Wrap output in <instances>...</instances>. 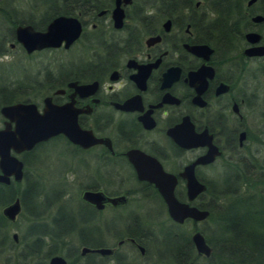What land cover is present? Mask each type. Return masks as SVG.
Instances as JSON below:
<instances>
[{
	"label": "flooded vegetation",
	"instance_id": "flooded-vegetation-1",
	"mask_svg": "<svg viewBox=\"0 0 264 264\" xmlns=\"http://www.w3.org/2000/svg\"><path fill=\"white\" fill-rule=\"evenodd\" d=\"M63 5V14L79 20V35L66 47L33 51L74 53L30 86L38 100L16 101L32 102L38 111L46 98L64 105L81 129L100 140L84 146L56 133L16 152L22 173L0 181V218L13 224L25 203L27 227L47 229L50 236L47 241H18L16 231L12 241L0 236V264H214L204 235L207 255L197 251L191 235L198 222L212 228L213 205L228 209V201L217 198L226 178L253 181V190L232 193L246 199V217L251 216L245 222L254 241H264V139L259 125L251 128L256 115L264 116L259 105L264 53H246L264 46V0L121 1L118 26L114 0ZM3 120L0 114V127ZM55 138L67 146L70 162L63 169L77 171L80 189L56 184L33 190L32 182L21 193L5 191L3 185L26 179L24 155ZM181 139L192 144L182 146ZM213 146L218 151L213 158L193 167L204 189L187 199L180 172ZM146 162L174 176L176 199L207 215L173 220L155 184L137 173L135 163L144 170ZM218 163L221 172L211 173ZM85 190L98 191L100 198L85 199ZM15 200L18 211L10 219L3 208ZM41 213L49 222L38 218ZM186 225L190 229L181 231Z\"/></svg>",
	"mask_w": 264,
	"mask_h": 264
},
{
	"label": "water",
	"instance_id": "water-1",
	"mask_svg": "<svg viewBox=\"0 0 264 264\" xmlns=\"http://www.w3.org/2000/svg\"><path fill=\"white\" fill-rule=\"evenodd\" d=\"M121 1L129 0H114L112 18L117 26L120 25L122 18V10L119 6ZM79 32V20L75 16L65 14L54 15L42 29L34 28L30 23H18L13 27L14 38L26 53L45 47H57L60 44L66 47L79 35ZM246 53L262 54L264 46L253 47L246 50ZM65 109L66 106L53 104L47 98L41 111H38L32 102L14 101L0 105V114L4 116L2 127H0V181L8 182L9 175H12L15 180L19 179L22 173V162L16 157V152L29 149L36 142L45 140L53 134L63 133L70 141L84 146L100 140L95 138L89 130H83L78 126L75 112L68 116ZM180 144L189 146L192 143L181 139ZM217 152L214 146L209 147L204 154L186 164L180 172L186 180L187 199H191L197 192L204 189V184L194 176V165L210 161ZM135 166L140 177L155 184L173 220L182 221L185 217L199 220L207 215L206 209L188 205L175 198L173 195L175 178L161 166L156 165L153 170L149 162L145 163L144 170H141L136 163ZM100 195L98 191L83 192V197L91 201H96ZM17 211V200L3 208V213L10 219ZM191 239L197 251L205 255L209 253L210 248L200 231H194Z\"/></svg>",
	"mask_w": 264,
	"mask_h": 264
},
{
	"label": "rangeland",
	"instance_id": "rangeland-1",
	"mask_svg": "<svg viewBox=\"0 0 264 264\" xmlns=\"http://www.w3.org/2000/svg\"><path fill=\"white\" fill-rule=\"evenodd\" d=\"M16 2L18 4V7H20L21 5L25 6V3H33L32 0H18ZM56 2L62 4L63 6L64 0H57ZM36 3L40 6H38V8L33 11L35 20L38 19L39 15L41 14V11H43V9L45 8L42 0H36ZM7 46L8 49L6 51V54L0 56V79L8 75L6 83L10 87L16 84V94H14L13 100H20L24 97H35L38 100L39 95L38 97L37 95H32L30 86L35 84L37 80L43 78V74L45 73L47 68L54 69L55 67L60 65L61 62H63V60L66 58V55L72 56L74 53L73 50H70L66 53L62 49L39 50L33 51L31 53H25L24 50L19 46V44H14L13 41H8ZM259 80V105L260 109H263L264 76L261 75ZM255 125H259L261 131L260 136L262 139H264V116L262 114H260V116L256 115L255 118L252 119L251 128H253ZM47 142L48 143L41 145L42 147L40 151L37 149L39 153L37 150H35V152L31 151L27 155H24L26 161V179H24L19 184L13 182L11 188L14 193H21L24 190L25 186L28 185L27 183L32 182L33 190H49L51 188H56V184H60V188L64 187L71 191H78L80 189L78 184L77 171H73L67 168L63 169L64 165H68L67 163L70 162L67 157V146L63 139L55 138ZM71 165L75 168L78 167L76 163ZM219 166V163L218 165L213 166L210 172L215 173V170H219L221 172ZM55 175L57 176L55 177ZM64 178L69 179V181L65 183L62 182V179ZM36 183L38 186L40 185V188L36 187ZM26 201V203L29 204L28 198H26ZM226 201L227 200H225V202ZM50 211H53V209H51ZM50 214L51 213L48 214V217L50 216ZM28 215L29 213H27L25 206H23L21 213L17 216L13 224H7L3 221L2 225L0 226V236L3 238V241H12L10 238V234L12 231H16L19 237L24 236L26 239H32L33 236H26L28 233L27 231H29V227H27L28 222L27 220H25V218ZM52 215L53 214H51V217ZM46 217L47 216L41 213L38 218L49 222V219H47ZM190 227V225H186L183 229H181V231L185 232L186 230H189ZM196 228L201 231L205 238L207 237V235H212L211 230L213 229V226L212 228H210V226L208 227L207 225H205L204 222H198L196 224ZM45 230L43 229L42 231ZM40 237V241H47L48 235L41 234ZM178 240L183 241L182 238Z\"/></svg>",
	"mask_w": 264,
	"mask_h": 264
},
{
	"label": "trees",
	"instance_id": "trees-1",
	"mask_svg": "<svg viewBox=\"0 0 264 264\" xmlns=\"http://www.w3.org/2000/svg\"><path fill=\"white\" fill-rule=\"evenodd\" d=\"M16 1L18 0H0V56L6 54L8 41H13L14 44L17 43L13 33L14 25L30 23L34 28L42 29L54 15L66 12L64 5L62 6V4L56 2L57 0H42L45 8L41 11L38 19L35 20L33 11L40 6L36 3V0H32L33 3H25V6L21 5L20 7H18ZM7 79L8 75L0 79V105L16 101L13 100V96L16 94V84L10 87L6 83ZM220 183H222V187L221 189L219 187V189L223 193L217 198L220 201L222 200V203L227 200L229 207L227 210L221 211L214 205L212 206L211 215H213L214 225L211 230L212 235H207L206 240L212 249L210 254L215 257L216 263L214 264H264V241H254V231L245 222L251 216L246 217L248 215L245 209L247 201L241 198L239 193H232L236 190H253V181L249 180L247 182L238 179L231 181L226 178ZM11 186L12 183L3 185V189L12 191ZM22 200L24 199L22 198ZM24 206L28 208L25 203ZM1 219L7 223L6 219L2 217L0 221ZM28 230L26 236H33L32 241H40L41 234L50 236L48 230L42 231L43 229L35 228V226H30ZM24 239L26 238L21 236L18 241H25Z\"/></svg>",
	"mask_w": 264,
	"mask_h": 264
}]
</instances>
